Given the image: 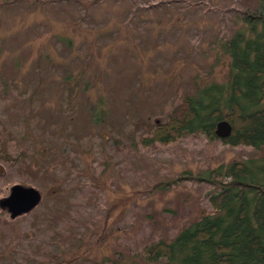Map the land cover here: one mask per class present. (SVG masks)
<instances>
[{"label": "rangeland", "instance_id": "1", "mask_svg": "<svg viewBox=\"0 0 264 264\" xmlns=\"http://www.w3.org/2000/svg\"><path fill=\"white\" fill-rule=\"evenodd\" d=\"M263 5L0 0V149L15 159L0 160V200L18 184L43 195L27 215L0 212V264H167L144 246L215 214L218 191L173 182L262 160L264 148L202 133L141 142L185 97L228 83L222 44Z\"/></svg>", "mask_w": 264, "mask_h": 264}, {"label": "trees", "instance_id": "2", "mask_svg": "<svg viewBox=\"0 0 264 264\" xmlns=\"http://www.w3.org/2000/svg\"><path fill=\"white\" fill-rule=\"evenodd\" d=\"M242 22L247 32L240 31L222 44L230 57L228 83H212L197 90V96L185 97L165 122L154 125L151 136L142 140L143 147L169 145L187 134L202 133L210 141L220 140L234 148H264V5ZM45 57L50 61L49 55ZM221 121L233 127L226 140L216 135ZM0 160L15 159L0 149ZM224 169L221 166L205 176L173 182L197 181L218 189L209 196L215 214L190 224L170 242L162 239L144 246L142 255L147 261L264 264V158Z\"/></svg>", "mask_w": 264, "mask_h": 264}, {"label": "water", "instance_id": "3", "mask_svg": "<svg viewBox=\"0 0 264 264\" xmlns=\"http://www.w3.org/2000/svg\"><path fill=\"white\" fill-rule=\"evenodd\" d=\"M233 132L232 125L221 121L217 125L216 135L221 140L228 139ZM42 193L34 187L14 185L8 197L0 200V209L7 211L11 219L27 215L34 211L42 202Z\"/></svg>", "mask_w": 264, "mask_h": 264}, {"label": "bare ground", "instance_id": "4", "mask_svg": "<svg viewBox=\"0 0 264 264\" xmlns=\"http://www.w3.org/2000/svg\"><path fill=\"white\" fill-rule=\"evenodd\" d=\"M2 210V209H1ZM3 212H7V211H4V210H2ZM8 213V212H7Z\"/></svg>", "mask_w": 264, "mask_h": 264}]
</instances>
